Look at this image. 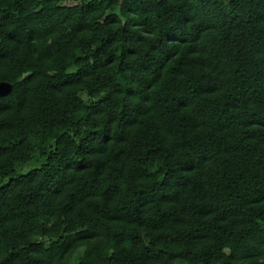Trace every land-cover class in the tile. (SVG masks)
<instances>
[{
  "label": "trees",
  "instance_id": "1",
  "mask_svg": "<svg viewBox=\"0 0 264 264\" xmlns=\"http://www.w3.org/2000/svg\"><path fill=\"white\" fill-rule=\"evenodd\" d=\"M0 264H264V0H0Z\"/></svg>",
  "mask_w": 264,
  "mask_h": 264
},
{
  "label": "rangeland",
  "instance_id": "2",
  "mask_svg": "<svg viewBox=\"0 0 264 264\" xmlns=\"http://www.w3.org/2000/svg\"><path fill=\"white\" fill-rule=\"evenodd\" d=\"M33 165H34V163H31V164H29V165L26 166V167H19L18 170H19V171H21V170L23 171V170L27 169L28 167H32Z\"/></svg>",
  "mask_w": 264,
  "mask_h": 264
}]
</instances>
